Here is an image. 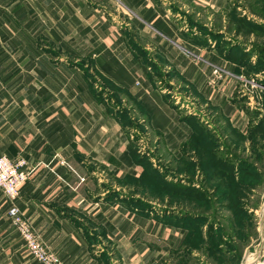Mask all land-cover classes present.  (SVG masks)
<instances>
[{"label":"crops","instance_id":"obj_1","mask_svg":"<svg viewBox=\"0 0 264 264\" xmlns=\"http://www.w3.org/2000/svg\"><path fill=\"white\" fill-rule=\"evenodd\" d=\"M233 4L234 0H0V156L26 160L29 179L14 204L59 256V264H171L190 252L198 258L204 255L187 244L184 221L142 211L132 203L137 199L155 206V199L144 196L157 189L149 178V165L169 180L197 189L208 184L202 167L206 165L211 181H216L214 159L196 153L191 145L194 129L182 116L192 114L153 84L154 69L142 52L162 71L166 85L173 86L175 80L188 86L196 95L187 89L184 99L193 97L216 112L215 122L205 125L217 130V119H229L248 135L251 117L238 99L239 67L224 58L215 43L208 47L187 37L179 23L189 5L226 15ZM243 12L255 16L247 9ZM55 49L62 52L61 61ZM70 55L76 62L90 60L112 87L102 86V96L95 93L82 66L69 64ZM214 68L228 76L215 75ZM117 88L128 90L142 107L144 132L125 128L113 113L124 104ZM250 100L243 104L251 109ZM152 133L157 137L150 140ZM136 135L139 139L133 141ZM226 137L223 142L236 145L235 137ZM157 142L175 163L183 157L196 163L193 183L187 169L171 170L166 161L163 167ZM245 145L248 150L250 140ZM131 146L139 157L131 153ZM165 202L177 208L168 197ZM11 206L0 187V264H44L26 247L9 215Z\"/></svg>","mask_w":264,"mask_h":264},{"label":"trees","instance_id":"obj_2","mask_svg":"<svg viewBox=\"0 0 264 264\" xmlns=\"http://www.w3.org/2000/svg\"><path fill=\"white\" fill-rule=\"evenodd\" d=\"M256 4H264V0H253V2L249 4V7H247L251 14L255 15L254 17L238 12L237 8L239 6L233 4L232 10L226 14L228 24L223 31L221 29L217 32L215 31L217 29H215L213 32H209L207 36V34L203 35L197 33L195 28H191L186 30L185 33L192 37L194 41L204 46L211 47V43H215L216 48L224 58L235 62L240 71L242 69H247L245 74L247 78L250 77L252 71L255 73L259 71L264 72V61L262 62L260 60L264 58V12L258 11L255 6ZM255 17H260L261 21L255 19ZM225 31L233 33V37H238L239 35L243 37L255 36L258 39H262L263 42L244 44L231 36L226 37L225 35L228 33ZM143 54L145 56V61L148 65H152L154 69V74H151V78L153 79V84L156 85V78L159 77L162 79L164 74L156 65L148 62L145 52H142V55ZM253 56L257 57L256 59L258 60L256 62L252 61ZM257 64L259 67L256 69L249 67L256 66ZM165 83L167 84V81ZM117 91L120 93L125 92L129 99L135 101L142 110V107L128 90L117 88ZM98 95H103L102 90L98 92ZM243 103L242 101L241 105H244L245 110L251 117L249 134L243 135L240 133L232 126L229 119L225 122L224 132L228 138L231 137L233 139L235 135L239 136L241 139L239 144H242L244 140H250L249 149L251 148L256 153L255 157L249 154L243 156L238 152L234 154L231 147L226 144V142L222 141L218 129H211L209 126L205 125V123L200 122L199 118L195 115H183V119L194 129L193 138L191 140L194 151L196 153L198 152L201 156L204 153L210 154L211 158L214 159L213 169L215 170L214 176L216 177V181H211L212 177L209 175L210 172L206 165L202 167L203 171L206 173L205 176L207 175L206 179L208 184L205 186L202 185V187L198 189L193 187L192 184L186 186L182 185V183L179 182L180 180H177V182L169 180L166 173H161L158 169L153 168L152 165H149L150 168L148 171V175H150L149 178L154 180L157 184V190H161L160 187L166 189L170 193V195L168 193L166 194L167 196L169 195L170 200L181 197V203L193 209L187 210L190 208H184V210L182 207L183 211L173 209L172 212L155 214L187 222L186 226L189 229V237L187 239L189 240L192 237L198 236L196 243L193 245H190L187 240L189 247L202 251L204 255H207V258H209L208 254L214 256V253L222 257H229L227 260L223 258L220 259V261H228L229 263L227 264H239L241 257L238 254H233L232 251L235 249L234 246L232 250L229 249L230 237L226 236L225 233H220V224L214 222L212 218L214 214L208 211L214 210L215 212V210H218L220 207L231 209L236 219L242 220V224H245V219L249 216L248 213H251L250 208L247 206V201L251 198V194L257 193V190L264 186V164L261 163V166L256 165V163H259L258 161L264 159V113L256 108L250 109ZM116 105V103L113 104V108L116 107ZM120 111L119 108L118 111L113 113L122 121L125 128L132 127L133 124L129 116H127V112L125 111L124 113V111ZM125 119H127V121ZM138 139L139 135H136L133 141H137ZM130 150L135 157H139L137 150L133 146H131ZM178 164L179 166H177V168L179 171L187 172V169L189 173H191L189 183H193L192 179H194V173L196 172V163L183 157ZM209 186L212 188H208ZM137 202L140 204L145 203L141 200H137ZM253 208H257V206H253ZM231 238H236V236ZM215 257L218 258L219 256Z\"/></svg>","mask_w":264,"mask_h":264},{"label":"rangeland","instance_id":"obj_3","mask_svg":"<svg viewBox=\"0 0 264 264\" xmlns=\"http://www.w3.org/2000/svg\"><path fill=\"white\" fill-rule=\"evenodd\" d=\"M235 5L239 6L238 12H243L244 9H247V7H249V4H251L253 2V0H234ZM258 11L264 12V4H256L255 5ZM251 7V5H250ZM249 10V9H247ZM211 9H207V8H202V7H198V6H188L186 10H182V13H184L185 19L184 21H180L179 23L181 24V26H183L185 28V30H189L191 28H195L197 30V33H201V34H207V36L209 35V32H213L215 29V31L218 32V30L223 31L224 28H226V25L228 24L227 22V16L224 13H220L217 12L216 14L211 13ZM255 19L261 21L260 17H255ZM226 34L225 36H230L232 35L231 33H229L228 31H225ZM190 39H192V37L188 36ZM214 37V36H213ZM215 38V37H214ZM211 38V39H214ZM235 40L240 41L244 44H247L248 42H258V43H262L263 40L262 39H258L255 36H251L249 37H233ZM211 41V40H210ZM49 51L53 50L52 48L48 49ZM54 55L59 56V58H57V60L61 61L62 58V52H60L59 50H54L53 51ZM193 55V54H192ZM71 58V61H69V64H71L73 67H77L79 68V66L81 67V70L83 73H85L89 79H90V84L92 86V90H94L95 93H98L99 90L101 89L102 86L107 87V86H111L112 84L111 82L105 78L102 77L101 73L94 67V65L91 63L90 60H86V61H75V56L70 55L69 56ZM73 57V58H72ZM195 57V56H192ZM254 58L252 59L253 62H256L258 59H256L257 57L253 56ZM262 57V56H261ZM196 58V57H195ZM262 62L264 61V58L260 59ZM65 62V59L63 60ZM67 61V60H66ZM67 61V63H68ZM260 62V63H262ZM250 68H258V64L256 66H249ZM225 68L226 67H222ZM216 70V72H215ZM219 70V69H218ZM214 72L215 75L217 76H222V78L224 79L226 74L223 70H219L217 71L216 68H214ZM247 72V69H242L241 70V76L245 77V74ZM228 76V75H226ZM221 78V79H222ZM248 80H251L255 83H263L264 84V72L259 71L258 73H255L254 71H252L251 75L249 78H247ZM157 84L159 86H161L163 88V91L166 93L167 98L171 99L175 105L179 106V109H183L185 111V113L187 114H192L195 115L199 118L200 122L203 123H210L212 124V122H215L214 119L212 120V115H216V112H214V110L212 111V108L210 106H206L204 103L201 104H197L196 102H194L190 96L188 98L184 99V95L186 93L185 90L188 89L189 92H192V94L195 96L196 94H194L195 92L191 91V89L187 86V89L180 86L178 82H176L175 80H173V86H168L165 85V77H163L162 79L157 77ZM160 80H162V82H160ZM240 88H239V93H238V99H240V101L244 102L245 104L250 100L252 101V104L249 103L251 109H254L257 107L258 110L262 111L264 113V92L260 91L259 88H253L251 86V84H246L245 82H241ZM116 94L121 98V102H123L124 104H121L120 107V112L125 113V111L127 112V116H129V118L132 121L133 124V129H137L139 132H144L142 130V128L140 127L141 123H144L145 121L143 120L144 115L141 108L135 103V101H131L129 99V97L126 95V93L122 92H116ZM124 98V100L122 101V99ZM198 98V97H197ZM184 99V100H183ZM115 102V101H114ZM120 102V103H121ZM125 103L127 105H125ZM261 108V109H260ZM183 112V111H182ZM184 113V112H183ZM127 121V119H125ZM218 122V130H219V135L222 137V140L225 138L226 133L224 132V125L225 123H222L221 119H217ZM216 128V127H215ZM151 134V133H150ZM144 134H141V136H143ZM148 137V135H147ZM150 137V136H149ZM154 137H157L156 134L152 133V136L150 137L151 139H154ZM235 143L236 145H230V147H233V152H238L240 154H242L243 156H246L247 154L251 155L252 157L256 156V153L250 148L247 150V146L245 145V142L247 141H242V144H239L241 142V139L239 136L235 135ZM227 138V137H226ZM242 138V137H241ZM146 140V139H145ZM231 141V140H230ZM151 142V141H150ZM227 142V141H226ZM259 143V142H258ZM158 147H157V154L158 156L163 155V159L161 160V164L163 165V167L166 166L165 161L169 162V166L171 165L170 169L174 170L177 166H179L178 162L175 163L174 159L170 156V154H168L165 150V147H163V145L159 142H157ZM155 145V143L153 144ZM236 149V150H235ZM159 159V158H157ZM172 159V160H170ZM259 163H256V165L261 166V163L264 164V159H262L261 161H258ZM159 164V163H157ZM174 167V168H172ZM166 168V167H165ZM187 180V178H185ZM189 181V180H188ZM263 188L258 189L257 193H253L251 194V198L247 201V206L250 208L251 213L249 212V216L246 217L245 219V224H242V220H237L235 217V214L231 211V209H225L220 207L218 210H210L208 212H211L212 214H214L212 216L214 222H218V224H220V233L222 234H226V236L230 237V245H229V249L232 250L233 246L235 247V249L232 251L233 254H238L241 258H240V262L239 264H264V253H262L261 255L259 254V251L261 250V246L262 244H264V200H263ZM161 190H157L156 192L152 193L151 189L150 192L149 191H145L143 190V192H149L148 194H144L145 197H148L147 199H155V203L153 206L152 204H149L147 202L140 204L139 202H137V199L132 200V203L134 205H136L137 207H139L142 211L143 210H147V211H151L153 213H165V212H172L173 209H170L169 206L163 205L164 203H166V198L168 197L171 205L174 206H178L177 210L179 211H183L184 208H190L187 207L185 204H182L180 200L181 197H178L175 200H170V193L160 187ZM163 191V192H162ZM169 194L168 196L166 194ZM180 201V202H179ZM189 201V200H188ZM160 202V203H159ZM189 202H192L191 200ZM169 203V204H170ZM160 205V206H158ZM253 206H257V208H253ZM176 210V211H177ZM185 210V209H184ZM187 210H193L192 208L187 209ZM158 211V212H156ZM176 219V218H173ZM185 224H187V222H185ZM219 232V231H218ZM233 236H236V238H231ZM196 237H192L188 240V243L190 245H193L196 243L197 238ZM196 239V240H195ZM195 240V241H194ZM194 241V242H193ZM207 248V247H205ZM194 249V248H191ZM227 251V250H226ZM197 252V251H195ZM201 253L202 255L204 254L202 251L198 250V253ZM229 252V251H227ZM199 253V254H200ZM200 254V255H201ZM201 255V256H202ZM205 256H207L205 254ZM215 256H219L218 258H216ZM209 257V262L210 263H214V264H227L229 263L228 261H220V259H224L227 260L229 257H222L221 255H218L216 253H214V256L212 254H208ZM216 258V259H215ZM176 259V258H175ZM203 259V260H202ZM167 264V263H165ZM171 264H209L208 263V259L204 257V255L201 258L196 257L195 255H187V254H183L182 258H179L178 261L176 262L174 260V258L171 261Z\"/></svg>","mask_w":264,"mask_h":264},{"label":"built area","instance_id":"obj_4","mask_svg":"<svg viewBox=\"0 0 264 264\" xmlns=\"http://www.w3.org/2000/svg\"><path fill=\"white\" fill-rule=\"evenodd\" d=\"M239 80L264 92V84L261 82L255 83L242 76H239ZM26 163L24 158L13 159L6 155L0 156V187L7 199L12 202L9 215L22 236L26 247L36 260L44 264H59V256L43 243L39 234L30 226L18 206L14 204L29 179Z\"/></svg>","mask_w":264,"mask_h":264}]
</instances>
